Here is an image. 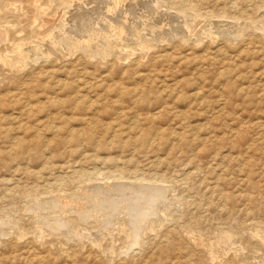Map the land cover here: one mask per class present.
<instances>
[{"label": "rangeland", "instance_id": "rangeland-1", "mask_svg": "<svg viewBox=\"0 0 264 264\" xmlns=\"http://www.w3.org/2000/svg\"><path fill=\"white\" fill-rule=\"evenodd\" d=\"M62 1L0 8V264H264V0Z\"/></svg>", "mask_w": 264, "mask_h": 264}, {"label": "bare ground", "instance_id": "bare-ground-1", "mask_svg": "<svg viewBox=\"0 0 264 264\" xmlns=\"http://www.w3.org/2000/svg\"><path fill=\"white\" fill-rule=\"evenodd\" d=\"M61 1H62V0H61ZM63 1H65V0H63ZM63 1H62L61 3H63ZM67 1H68V0H67ZM5 2H6V0H0V8H1V10H2L3 7H5V6H4ZM65 2H66V1H65ZM65 2H64V3H65ZM74 2H75V1H74ZM114 2H115V1H114ZM56 3H57V2H56ZM67 3H68V2H67ZM18 4H19V3H18ZM33 4H34V3H33ZM68 4H69V3H68ZM30 5H31V4H30ZM63 5H66V4H63ZM117 5H118V4H117ZM59 6H60V5H59ZM63 7H64V6H63ZM29 8H30V11H31V9H33V8H32V5L29 6ZM27 9H28V8H27ZM108 9H109V8H108ZM5 10H6V9H5ZM68 11H69V10H68ZM2 18H3V17H2ZM15 19H16V18H15ZM11 21H12V20H11ZM6 24H7V23H6ZM7 25H8V24H7ZM112 26H113V25H112ZM146 27H147V26H146ZM121 30H122V29H121ZM159 30H160V29H159ZM123 31H124V30H123ZM123 31H121V33H122ZM113 32H114V31H113ZM110 33H111V32H110ZM119 33H120V32H119ZM113 35H114V34H113ZM118 35H119V34H118ZM2 38H3V37H2V35H1V36H0V39H2ZM106 38H107V37H106ZM63 40H64V39H63ZM68 40H69V39H68ZM56 41H57V40H56ZM60 41H61V40H60ZM90 41H91V40H90ZM75 42L77 43V41H75ZM85 42H86V41H85ZM58 43H59V42H58ZM58 43H55V44H58ZM60 43H61V42H60ZM78 43H80V42H78ZM72 44H73V43H72ZM81 44L84 45V43H81ZM81 44H78L79 47H82ZM110 44H112V43H110ZM58 45H59V44H58ZM76 45H77V44H76ZM78 45H77V46H78ZM90 45H91V44H90ZM55 46H57V45H55ZM79 47H78V48H79ZM85 47H86V46H85ZM87 47H89V46H87ZM20 48H21V47H20ZM20 48H19V49H20ZM89 48H90V47H89ZM16 51H17V50H16ZM54 51H55V50H54ZM18 52L22 53V52L19 51V50H18ZM23 53H24V52H23ZM59 53H60V52H59ZM19 55H20V54H19ZM22 55H23V54H22ZM22 55H20V58H22V57H21ZM29 55H30V54H29ZM23 57H25V56H23ZM24 60H25V59H24ZM19 63H20V62H19ZM118 191H119V190H118ZM120 191H121V190H120ZM134 192H135V191H134ZM134 196H135V195H134ZM159 197H160V196H159ZM142 212H143V211H142ZM143 213H144V212H143ZM146 215H147V214H146ZM64 222H65V221H64ZM66 222H67V221H66ZM260 239H261V237H260ZM263 243H264V242H263Z\"/></svg>", "mask_w": 264, "mask_h": 264}]
</instances>
